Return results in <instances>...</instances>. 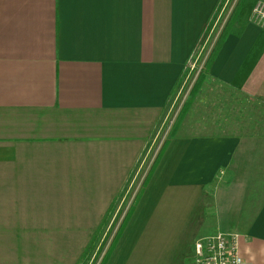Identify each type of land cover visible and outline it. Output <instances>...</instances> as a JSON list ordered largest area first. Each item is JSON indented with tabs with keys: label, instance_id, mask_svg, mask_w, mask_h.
I'll return each mask as SVG.
<instances>
[{
	"label": "crops",
	"instance_id": "0c3cea01",
	"mask_svg": "<svg viewBox=\"0 0 264 264\" xmlns=\"http://www.w3.org/2000/svg\"><path fill=\"white\" fill-rule=\"evenodd\" d=\"M219 1L0 0V264L78 263ZM257 1H241L206 79L264 101ZM186 132L105 264H191L217 232L239 234L242 264H264V144Z\"/></svg>",
	"mask_w": 264,
	"mask_h": 264
},
{
	"label": "rangeland",
	"instance_id": "374dc122",
	"mask_svg": "<svg viewBox=\"0 0 264 264\" xmlns=\"http://www.w3.org/2000/svg\"><path fill=\"white\" fill-rule=\"evenodd\" d=\"M236 1H224V6L220 9L213 23L214 27L212 29H215L213 37L209 38L207 43L199 46L192 54L178 85L166 103L162 118L148 142L146 152L149 151V154L145 158L146 161L140 169L142 159L140 160L137 169L128 180L127 188L122 196L126 199L121 197L123 204L120 207L118 203L116 212L120 208L122 211H126V202L132 194L137 193L140 189L148 168L163 142L168 140L182 125L187 127L186 133L192 135H233L251 138L257 146L259 143L264 144V101L259 98L248 97L218 81L206 79V60L230 16L232 11L230 9ZM229 23L232 24L231 21ZM258 139H261V141L259 142ZM111 219L104 227L97 243L99 246L102 239H105L106 234L112 230L110 234L108 233L109 236L107 235L105 242L102 241L104 244L103 249L107 247L121 223V221H117L112 228L110 227L112 224ZM98 246L96 245L94 248L92 256L98 250ZM86 264H90V262Z\"/></svg>",
	"mask_w": 264,
	"mask_h": 264
},
{
	"label": "trees",
	"instance_id": "16d2710c",
	"mask_svg": "<svg viewBox=\"0 0 264 264\" xmlns=\"http://www.w3.org/2000/svg\"><path fill=\"white\" fill-rule=\"evenodd\" d=\"M224 1L225 0H220L215 11H214V14L212 15V18L210 19V21L204 25V28H203V31H202V36L200 38V40L198 41V43L196 44L195 46V51L197 50V48L201 45H203L204 43H207L208 39L213 37L214 35V32H215V29H212L214 27L213 23L215 21V19L217 18V15L220 11V9L224 6ZM241 1L242 0H237L234 7L232 8V11L230 13V16L229 18L227 19L226 23L224 24L221 32L219 33L217 39H216V42H215V45L214 47L212 48L211 50V53L209 55V57L207 58L206 60V69L207 71L209 70L212 62H213V59L215 57V55L217 54L219 48L221 47L222 45V42H223V39L225 38V35L227 34V32L229 31L230 27L232 24H230L229 22L231 21L233 23V18L235 17L236 15V12H237V9L239 8L240 4H241ZM227 5L225 6V9H226ZM229 23V24H228ZM216 28V27H215ZM213 30V31H212ZM173 135V134H172ZM168 144V140H165L162 144V146L160 147V149L158 150L157 154L155 155L150 167L148 168V171L141 183V186H140V189L137 191V193L135 194L134 198H133V201L131 203V205L129 206L127 212L125 213L123 219L121 220V223L119 225V227L116 229L107 249L105 250L101 260H100V263L99 264H105L109 254L111 253L113 247L115 246L117 240L119 239L129 217H130V214L132 213V210H133V207H134V204L135 202L137 201V199L139 198L143 188L146 186V184L148 183L151 175L153 174L154 172V169L156 168L166 146ZM134 172H132L130 174V177L129 179L131 178L132 174ZM128 179V180H129ZM129 182V181H128ZM127 186L125 185L124 187V191L126 190ZM123 196V193L121 195V197ZM118 200L119 199H116L114 200V202L110 205V207L108 208V211L106 212L105 216H104V219L102 220V222L100 223V225L98 226L96 232L94 233V235L92 236V238L90 239V241L88 242L87 246L85 247L79 261L77 264H86L88 262H91V264H94L96 259L98 258V256L100 255L101 251L103 250V247H104V242H105V239L109 236V234H106V236L104 237L105 239H102V241L100 242V245L98 246V240L100 239V235L101 233L104 231V227H106L107 223H109V220L112 218L113 215H115V218L113 219V221L111 222V226L110 227H114L115 223L117 222L120 214H121V210L119 209L118 212H116V208L118 206ZM108 235V236H107ZM96 245L98 246V250L95 252V255L92 256V253L94 251V248L96 247Z\"/></svg>",
	"mask_w": 264,
	"mask_h": 264
},
{
	"label": "built area",
	"instance_id": "2783aa9c",
	"mask_svg": "<svg viewBox=\"0 0 264 264\" xmlns=\"http://www.w3.org/2000/svg\"><path fill=\"white\" fill-rule=\"evenodd\" d=\"M252 14L254 20L264 26V1L256 2L252 9ZM134 195L135 194H133L132 198ZM128 206L127 208H129ZM107 247L101 251L94 264L100 263ZM193 252L191 264H242L243 262L240 251L239 234L237 233L217 232L201 237L194 242Z\"/></svg>",
	"mask_w": 264,
	"mask_h": 264
}]
</instances>
